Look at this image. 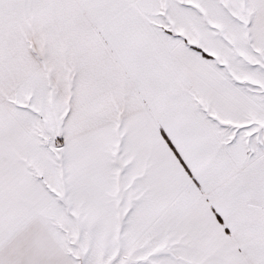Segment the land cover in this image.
<instances>
[{
    "label": "snow or ice",
    "instance_id": "1",
    "mask_svg": "<svg viewBox=\"0 0 264 264\" xmlns=\"http://www.w3.org/2000/svg\"><path fill=\"white\" fill-rule=\"evenodd\" d=\"M0 264H264V0H0Z\"/></svg>",
    "mask_w": 264,
    "mask_h": 264
}]
</instances>
